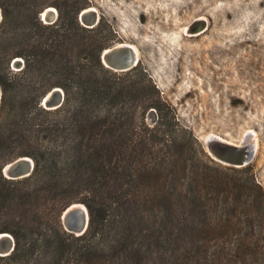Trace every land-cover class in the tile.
Wrapping results in <instances>:
<instances>
[{"label":"trees","instance_id":"1","mask_svg":"<svg viewBox=\"0 0 264 264\" xmlns=\"http://www.w3.org/2000/svg\"><path fill=\"white\" fill-rule=\"evenodd\" d=\"M46 3L56 9L51 23L38 17ZM85 5L0 0V154L25 146L0 167L22 155L33 162L22 178L0 174V234L13 239L0 260L264 264V194L250 165L209 159L139 64L118 73L104 67L99 53L113 34L103 20L78 23ZM16 56L23 64L13 71ZM56 86L61 103L42 108L40 99ZM149 108L152 124L145 122ZM78 202L88 218L74 235L59 214ZM38 211L51 212V221Z\"/></svg>","mask_w":264,"mask_h":264},{"label":"rangeland","instance_id":"2","mask_svg":"<svg viewBox=\"0 0 264 264\" xmlns=\"http://www.w3.org/2000/svg\"><path fill=\"white\" fill-rule=\"evenodd\" d=\"M85 2V7L94 9L97 20L110 26L113 38L108 46L126 42L136 48V64L155 85L178 124L190 131L215 164L230 166L207 152L209 137L235 145L246 137L253 139L254 152L247 163L264 194V0ZM45 7L55 8L46 3L41 10ZM41 14L39 20L47 23ZM199 22L203 25L196 28ZM15 58L21 61L10 63L13 71L23 64L20 57ZM155 118L149 108L145 122L152 124ZM24 148L12 146L0 154V160ZM37 213L44 221H51V212ZM26 214L30 216L28 210Z\"/></svg>","mask_w":264,"mask_h":264},{"label":"water","instance_id":"3","mask_svg":"<svg viewBox=\"0 0 264 264\" xmlns=\"http://www.w3.org/2000/svg\"><path fill=\"white\" fill-rule=\"evenodd\" d=\"M84 9H89V12H87V14H81L82 13L81 11ZM40 17L43 21H47V23L48 22L50 23L55 19L56 13L54 10H51L50 12H48L45 19H43L42 16ZM77 18L79 22L82 25L85 24L86 27L93 26L97 21L96 12L94 11V9L90 7H84L80 9ZM202 25L203 23L199 22L196 28H199ZM19 60L20 59L15 58V60H12L13 61L12 63L16 64L19 62ZM99 61L104 65V67L110 70L122 72L130 69L136 64L137 50L133 45L129 43L117 42L115 44L103 48L100 51ZM48 91L53 96L52 99L50 100L51 104H48L47 106H53V108H55L61 103L63 97L62 90L58 87H53ZM44 95L42 96L40 102L41 105L47 109V107H45V102L43 98ZM0 96H1V90H0ZM245 140L246 141H241L238 145H235L216 138H212V139L209 138L205 143V148L207 152L212 156V158L217 160L218 162L233 167H240L248 162V160L251 158L254 152L253 139L246 137ZM22 157H27V156H18L4 163L0 167L1 174L4 177L10 179L21 178L28 175L32 169L33 164L31 159L28 157H27L28 161L19 160L22 159ZM71 204L72 203H70L69 205ZM69 205H67L64 209H62V211L59 214V220L63 229L73 233L74 235H79L86 228L87 218H88L87 211L85 206L82 204L85 208V213H84L85 215L84 218H82L81 215L78 213L77 209L75 208V206H71L70 208H67ZM3 233L4 232H1V234ZM12 247H13V240L11 236H9V238L4 241L0 240L1 255H5L9 253Z\"/></svg>","mask_w":264,"mask_h":264},{"label":"bare ground","instance_id":"4","mask_svg":"<svg viewBox=\"0 0 264 264\" xmlns=\"http://www.w3.org/2000/svg\"><path fill=\"white\" fill-rule=\"evenodd\" d=\"M52 9H46V10H44L43 12H42V14H41V16H42V18L43 19H45V17L47 16V14H48V12H50ZM82 13L81 14H87V12H89V9H84V10H82L81 11ZM18 65V64H17ZM17 65H15V64H13V66H17ZM54 94V93H53ZM52 94L50 93V92H48L43 98H44V102H45V107H47V109H51V108H53V106H47L48 104H51V99H52ZM48 102V103H47ZM210 139H212V138H216V137H209ZM208 138V139H209ZM216 139H218V138H216ZM220 140V139H219ZM19 160H21V161H28V159H27V157H22V159H19ZM5 170V169H4ZM71 206H75V208L77 209V211H78V213L81 215V217L82 218H84V213H85V208H84V206L83 205H81V204H73V205H71ZM71 206H68L67 208H70ZM67 208H66V210H67ZM9 238V235L8 234H6V233H3V234H0V240L1 241H4V240H6V239H8Z\"/></svg>","mask_w":264,"mask_h":264},{"label":"flooded vegetation","instance_id":"5","mask_svg":"<svg viewBox=\"0 0 264 264\" xmlns=\"http://www.w3.org/2000/svg\"><path fill=\"white\" fill-rule=\"evenodd\" d=\"M46 9H52V10H54V11H55V13H56V10H55V8H50V7H47V8H46V7H45V9H44V10H46ZM42 10H43V9H42ZM44 10H43V11H44ZM53 21H54V20H53ZM53 21H52V22H53Z\"/></svg>","mask_w":264,"mask_h":264},{"label":"built area","instance_id":"6","mask_svg":"<svg viewBox=\"0 0 264 264\" xmlns=\"http://www.w3.org/2000/svg\"><path fill=\"white\" fill-rule=\"evenodd\" d=\"M12 62H13V61H12ZM12 62H11V63H12ZM43 108H44V107H43Z\"/></svg>","mask_w":264,"mask_h":264}]
</instances>
